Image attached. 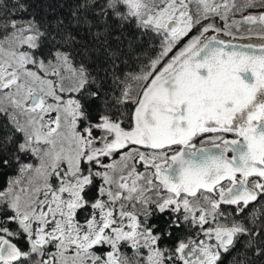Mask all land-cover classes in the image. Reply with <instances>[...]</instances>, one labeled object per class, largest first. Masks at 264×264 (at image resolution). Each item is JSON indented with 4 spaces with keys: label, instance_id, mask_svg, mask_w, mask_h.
I'll return each mask as SVG.
<instances>
[{
    "label": "snow or ice",
    "instance_id": "obj_1",
    "mask_svg": "<svg viewBox=\"0 0 264 264\" xmlns=\"http://www.w3.org/2000/svg\"><path fill=\"white\" fill-rule=\"evenodd\" d=\"M0 264H264V0H0Z\"/></svg>",
    "mask_w": 264,
    "mask_h": 264
}]
</instances>
